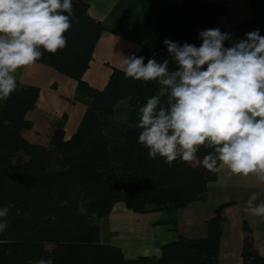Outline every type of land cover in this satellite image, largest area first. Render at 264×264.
Wrapping results in <instances>:
<instances>
[{
    "label": "trees",
    "instance_id": "16d2710c",
    "mask_svg": "<svg viewBox=\"0 0 264 264\" xmlns=\"http://www.w3.org/2000/svg\"><path fill=\"white\" fill-rule=\"evenodd\" d=\"M247 1L253 17L239 28H257L264 36V0ZM72 5L67 46L55 54L40 49L43 56L37 62L77 82L79 98L87 108L75 133L66 138L64 115L54 123L49 144L31 142L24 131L33 128L27 115L35 109L40 89L22 87L16 80L10 97L0 99V207L14 205L8 228L0 233V264H27L40 258H52L54 264H220L223 210L234 203L216 210L207 237L177 233L179 211L206 201L209 185L218 180L219 173L202 165L211 150L202 146L193 161L197 164L178 158L170 166L162 157L149 158V150L138 143V110L160 86L126 78L118 69L103 89L91 86L84 73L109 27L90 15L87 1L74 0ZM225 12L224 3L161 1L147 16V23L160 33L159 42L133 55L144 57L145 65L154 54L163 62L170 59L165 39L199 47L202 30L229 33L219 25ZM233 42L225 41V47ZM169 70H176V65L170 63ZM121 103L128 105L126 118L118 117ZM117 203L136 213L165 211L177 237L163 245L160 256L125 257L120 248L101 239L102 219ZM243 231V264H264L247 220Z\"/></svg>",
    "mask_w": 264,
    "mask_h": 264
},
{
    "label": "clouds",
    "instance_id": "9594fccd",
    "mask_svg": "<svg viewBox=\"0 0 264 264\" xmlns=\"http://www.w3.org/2000/svg\"><path fill=\"white\" fill-rule=\"evenodd\" d=\"M72 15V0H0V99L16 89L18 70L42 58L40 49L55 54L67 46ZM245 37L225 47L232 34L213 28L199 32V47L165 39L170 59L163 62L155 54L146 65L144 57H124L126 78L160 86L138 110V143L150 159L162 157L170 166L178 158L191 163L203 146L211 150L202 160L209 172L228 169L264 182V36L257 29ZM170 63L176 70H169ZM257 199L253 193L248 207ZM13 207H0V233ZM254 214L264 217V202Z\"/></svg>",
    "mask_w": 264,
    "mask_h": 264
},
{
    "label": "crops",
    "instance_id": "0c3cea01",
    "mask_svg": "<svg viewBox=\"0 0 264 264\" xmlns=\"http://www.w3.org/2000/svg\"><path fill=\"white\" fill-rule=\"evenodd\" d=\"M85 1L90 4V15L109 27L101 35L90 66L84 73V79L91 86L103 89L113 71L121 70L124 57L132 56L144 46L153 48L159 42V31L147 23V16L154 7L161 1L182 3L185 0ZM206 1L226 5V12L219 19V25L228 29L234 42L246 38L245 33L257 30L239 28L253 17L247 0ZM240 29L246 32L236 33ZM14 75L22 87L34 86L40 89L35 109L27 115L34 123L31 130L24 131L28 140L49 144L54 123L64 115H67L66 138H70L87 108L86 101L79 98L77 82L37 61ZM193 163L197 164L196 161ZM253 193L258 195V199L253 203V208H249L247 201ZM262 202L264 182H260L254 175L244 177L223 169L218 180L209 185L206 201L193 202L179 211L177 233L186 238L207 237L208 222L215 216L216 210L223 204L234 203L223 210L225 222L219 263L243 264L244 220L252 227L255 247L264 256V217L254 214V208ZM167 221L168 214L165 211L136 213L124 203H117L110 214L102 219L101 239L104 243L120 248L127 258L160 256L163 245L177 237Z\"/></svg>",
    "mask_w": 264,
    "mask_h": 264
},
{
    "label": "rangeland",
    "instance_id": "374dc122",
    "mask_svg": "<svg viewBox=\"0 0 264 264\" xmlns=\"http://www.w3.org/2000/svg\"><path fill=\"white\" fill-rule=\"evenodd\" d=\"M246 31H244V30H239L238 32H236V33H239V34H244ZM235 32H233V35L235 36V34H236ZM127 114H128V105L126 104V103H121L120 105H119V109H118V117L119 118H126V116H127ZM45 135H47V134H45ZM48 138V137H47ZM46 138V139H47ZM45 139V140H46ZM196 160V159H195Z\"/></svg>",
    "mask_w": 264,
    "mask_h": 264
}]
</instances>
